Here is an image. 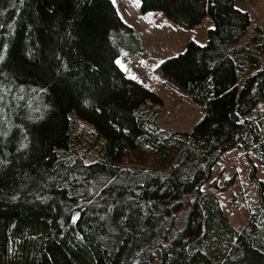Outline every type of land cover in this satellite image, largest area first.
Masks as SVG:
<instances>
[{"label": "trees", "instance_id": "obj_1", "mask_svg": "<svg viewBox=\"0 0 264 264\" xmlns=\"http://www.w3.org/2000/svg\"><path fill=\"white\" fill-rule=\"evenodd\" d=\"M140 8L212 20L160 64L205 108L189 132L162 135L160 98L117 65L111 0H0V264H264V211L236 229L202 189L235 145L264 166V28L238 44L235 0Z\"/></svg>", "mask_w": 264, "mask_h": 264}, {"label": "rangeland", "instance_id": "obj_2", "mask_svg": "<svg viewBox=\"0 0 264 264\" xmlns=\"http://www.w3.org/2000/svg\"><path fill=\"white\" fill-rule=\"evenodd\" d=\"M111 1L132 30L131 36L121 35L124 44L119 45L117 65L126 77L160 98L162 105L156 123L162 135L189 132L201 119L205 108L165 78L160 64L181 53L189 41L203 45L207 30L213 26L212 20L206 14L198 26L185 28L161 11L143 12L140 0ZM235 6L246 11L250 18V25L238 43L244 44L253 24L264 28V0H235ZM263 106L264 102H258L248 117L254 116ZM202 189L217 197L223 216L234 228L241 229L250 212L264 211V166L254 151L235 145L220 155Z\"/></svg>", "mask_w": 264, "mask_h": 264}, {"label": "snow or ice", "instance_id": "obj_3", "mask_svg": "<svg viewBox=\"0 0 264 264\" xmlns=\"http://www.w3.org/2000/svg\"><path fill=\"white\" fill-rule=\"evenodd\" d=\"M119 63V62H118Z\"/></svg>", "mask_w": 264, "mask_h": 264}]
</instances>
